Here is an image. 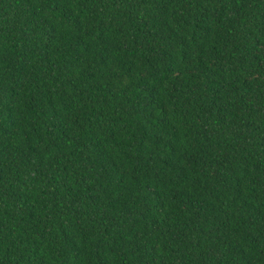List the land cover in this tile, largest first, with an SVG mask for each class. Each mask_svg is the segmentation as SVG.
Segmentation results:
<instances>
[{
	"label": "trees",
	"instance_id": "trees-1",
	"mask_svg": "<svg viewBox=\"0 0 264 264\" xmlns=\"http://www.w3.org/2000/svg\"><path fill=\"white\" fill-rule=\"evenodd\" d=\"M0 264H264V0H0Z\"/></svg>",
	"mask_w": 264,
	"mask_h": 264
}]
</instances>
